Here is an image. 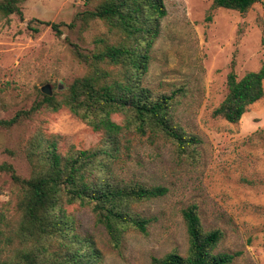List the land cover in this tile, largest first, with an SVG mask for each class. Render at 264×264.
Instances as JSON below:
<instances>
[{
  "label": "rangeland",
  "instance_id": "rangeland-1",
  "mask_svg": "<svg viewBox=\"0 0 264 264\" xmlns=\"http://www.w3.org/2000/svg\"><path fill=\"white\" fill-rule=\"evenodd\" d=\"M103 1L21 0L22 17L0 14V120L28 110L45 94L44 87L61 98L74 78L90 71L75 55L74 44L91 53L120 41L107 20L87 16ZM212 2L164 0L166 14L148 48L142 78L154 94L179 90L173 119L201 142L183 154L160 135L124 128L111 160L114 174L125 181L167 187L165 195L131 205L134 213L149 219L147 232L128 229L115 248L89 205L63 204L72 225L67 237L76 233L74 243L86 238L83 249L90 244L99 252L96 264H153L152 257L170 251L184 256L188 241L181 210L191 203L197 205L205 230L222 231L216 251L235 254L231 264H264V96L237 122L212 115L227 93L231 69L240 78L264 64V0L245 12L213 7ZM38 21L60 23L61 33ZM99 66L113 77L119 69ZM112 119L125 122L122 113H113ZM35 136L55 138L64 156L101 145L104 133L65 106L56 111L41 107L0 126V165L8 163L20 177H29L26 151ZM19 195L10 173L0 168V264H9L34 245L20 233ZM61 241L49 236L41 242L54 257L64 251Z\"/></svg>",
  "mask_w": 264,
  "mask_h": 264
},
{
  "label": "trees",
  "instance_id": "trees-1",
  "mask_svg": "<svg viewBox=\"0 0 264 264\" xmlns=\"http://www.w3.org/2000/svg\"><path fill=\"white\" fill-rule=\"evenodd\" d=\"M21 0H0V14L9 16L23 13ZM257 0H213V7L247 11ZM166 14L164 0H104L93 10L90 18L105 19L121 35L116 44L103 50L83 53L74 44L75 55L88 63L90 71L74 78L61 98L55 94H41L28 110H20L13 117L0 120V126H9L30 116L41 107L52 111L67 107L95 131H103L102 144L91 149H80L62 156L57 151L56 139L35 136L26 151L31 175L20 177L8 163L0 168L10 173L19 186L18 209L21 211L20 233L34 245L22 251L9 264H96L98 251L87 239L72 231L70 217L63 204L79 202L89 205L95 221L101 224L115 248L120 246L125 232L135 229L147 232L149 219L134 213L131 205L146 199L163 196L167 187L156 184L145 186L117 177L111 160L117 156L124 128L140 135H160L175 144L179 153L196 146L201 139L186 132L173 119L174 105L179 90L154 94L142 84L147 70L148 48L158 34L159 21ZM49 25L57 33L60 23L38 21ZM68 26L72 27L73 22ZM33 30H37L36 27ZM100 63L119 67L116 76L99 66ZM264 64L256 71H248L237 78L233 69L227 74V93L216 106L213 116L237 122L248 106L264 96ZM113 113H122L125 122L112 119ZM182 154V155H183ZM188 248L182 256L170 251L161 257H152L153 264H231L235 254L216 251L222 238L219 228L205 230L197 205L191 203L181 210ZM57 236L63 252L54 257L46 254L41 242L44 237Z\"/></svg>",
  "mask_w": 264,
  "mask_h": 264
},
{
  "label": "water",
  "instance_id": "water-1",
  "mask_svg": "<svg viewBox=\"0 0 264 264\" xmlns=\"http://www.w3.org/2000/svg\"><path fill=\"white\" fill-rule=\"evenodd\" d=\"M42 91L45 93V94H50V89H47L46 87L42 88Z\"/></svg>",
  "mask_w": 264,
  "mask_h": 264
}]
</instances>
